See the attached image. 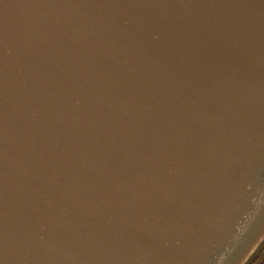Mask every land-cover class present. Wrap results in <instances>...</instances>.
<instances>
[{
    "label": "water",
    "instance_id": "95a60500",
    "mask_svg": "<svg viewBox=\"0 0 264 264\" xmlns=\"http://www.w3.org/2000/svg\"><path fill=\"white\" fill-rule=\"evenodd\" d=\"M263 243L264 0H0V264Z\"/></svg>",
    "mask_w": 264,
    "mask_h": 264
},
{
    "label": "trees",
    "instance_id": "16d2710c",
    "mask_svg": "<svg viewBox=\"0 0 264 264\" xmlns=\"http://www.w3.org/2000/svg\"><path fill=\"white\" fill-rule=\"evenodd\" d=\"M247 264H264V243Z\"/></svg>",
    "mask_w": 264,
    "mask_h": 264
}]
</instances>
